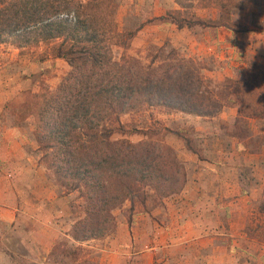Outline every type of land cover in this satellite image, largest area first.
Returning <instances> with one entry per match:
<instances>
[{
  "label": "crops",
  "instance_id": "crops-1",
  "mask_svg": "<svg viewBox=\"0 0 264 264\" xmlns=\"http://www.w3.org/2000/svg\"><path fill=\"white\" fill-rule=\"evenodd\" d=\"M180 1L150 0L151 20L187 11ZM194 4V20L218 21V4ZM260 4L245 0L232 10L246 16L236 23L232 13L233 22L244 29L239 32L200 25L180 29L167 20L160 26L174 31L166 37L175 45L213 51L221 66L211 76L247 78L242 70L251 61L264 66V27L250 18L260 9L264 13ZM9 60L0 45V255L9 251L43 262L63 234L58 222L65 221L68 197L59 196L48 170L28 152L22 123L10 117L19 88L10 85ZM239 108L226 107L222 118H237ZM227 138L226 143L216 138L211 149L189 156L194 165L180 194L120 221L113 236L100 240L96 264H264L263 234L254 228L262 220L256 207L264 200V147L251 154L240 140Z\"/></svg>",
  "mask_w": 264,
  "mask_h": 264
},
{
  "label": "trees",
  "instance_id": "trees-1",
  "mask_svg": "<svg viewBox=\"0 0 264 264\" xmlns=\"http://www.w3.org/2000/svg\"><path fill=\"white\" fill-rule=\"evenodd\" d=\"M211 1L222 11L216 22L181 19L173 14L159 20L175 23L180 29L200 25L244 30L233 22L231 6L234 2L240 7L245 0ZM104 2L0 0V45L10 44L21 50L53 44L52 54L71 67L57 91L44 99L39 127L46 132L42 139L50 141L47 148L53 150L51 167L56 175L64 179L66 187L82 190L86 198L87 216L78 223L83 227V242L106 238L114 231L112 211L131 194L126 182L153 180L161 183L158 191L162 194L170 190L181 193L186 185L182 178L175 188L178 175L167 167L172 162L167 166L163 163L161 147L150 150L145 142L134 145L127 140L110 141L114 131L103 128L110 116L147 104L211 118L227 107L216 102V94L205 88L197 70L185 62L168 64L165 70L115 62L110 41L116 29L110 28L114 21L101 11ZM252 87L255 93L264 95L261 87ZM258 214L262 220L255 224V230L264 228V204Z\"/></svg>",
  "mask_w": 264,
  "mask_h": 264
},
{
  "label": "rangeland",
  "instance_id": "rangeland-1",
  "mask_svg": "<svg viewBox=\"0 0 264 264\" xmlns=\"http://www.w3.org/2000/svg\"><path fill=\"white\" fill-rule=\"evenodd\" d=\"M200 1L209 2L210 0ZM149 2L150 0H105L101 6V11L105 13L107 19L110 22L114 21L113 25L110 24V28L113 26L116 29V35L110 41L114 61L122 65L137 63L136 66L151 67L154 70L160 67L165 70L168 64L185 62L197 70L204 81L205 88L216 94V102L220 106L240 107L237 118L234 119L233 116L230 119L229 117L223 119L225 109L215 117L205 118L165 109V107L142 104L134 111L118 116L113 114L105 122L102 127L114 131L110 141L127 140L134 145L145 142L150 150H154L155 146L157 149L161 147L165 155L163 163L167 166V162H172L167 167H171L178 175L179 183L175 186L178 188L182 178L185 179L186 184L189 181L191 175L189 168L194 165L189 156L200 155L205 152V149H211L216 138L226 143L227 137L234 136L251 154L262 150L264 147V95L255 93L252 85L261 87V93L264 94V66L251 61L247 69L242 70L244 73L247 71V78L242 79L225 77L220 80L218 77L211 76V72H219V66H221L216 62L213 51H210V55L209 50L194 52L190 48L175 45L169 37H166L174 31L171 28L164 30L160 26L163 24L161 20H151L152 9L149 8ZM180 2L188 10L181 14L175 13V17L197 18L193 10L196 0ZM232 6V10L235 7L239 8L234 2ZM170 13L173 12L170 11ZM232 13L236 23L246 19L239 10ZM250 18L258 26L264 27L262 20L264 13L261 9ZM154 26L158 27L154 28ZM4 46L5 54H8L10 59V85L12 88H19L9 105L10 117L22 123L20 128L25 131L29 140L26 146L28 152L31 151V156L39 158L42 166L48 170L59 196H67L68 199L65 200L67 206L65 221L58 222L63 234L46 261L41 262L33 255L25 258L20 254L7 251V255H0V264H96L95 248L100 240L114 235L120 221H131L136 213L150 212L160 208L164 200L180 193L174 194L170 190L169 194L167 192L162 194L158 191L161 183L153 180L126 182L125 186L131 194L112 211L114 231L106 238L83 242L80 238L83 227H78V223L87 216L86 198L82 190L66 187L63 183L64 179L56 175L51 167L53 150L47 148L50 141L42 139L46 132L39 127L41 126L39 113L44 99L57 91L71 71V67L67 61L56 58L52 54L53 44L21 50L10 44ZM102 127H100L101 131ZM227 146L229 148L230 143ZM163 165L160 168L163 169ZM164 171L168 173L167 169ZM263 202L264 200L261 204H264ZM261 204L256 207L257 213ZM74 228H77V231ZM257 230H261L264 235L263 227Z\"/></svg>",
  "mask_w": 264,
  "mask_h": 264
}]
</instances>
